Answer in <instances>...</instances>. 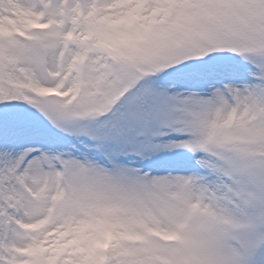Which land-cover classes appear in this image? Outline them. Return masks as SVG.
<instances>
[{"label": "snow or ice", "instance_id": "obj_1", "mask_svg": "<svg viewBox=\"0 0 264 264\" xmlns=\"http://www.w3.org/2000/svg\"><path fill=\"white\" fill-rule=\"evenodd\" d=\"M0 264H264V0H0Z\"/></svg>", "mask_w": 264, "mask_h": 264}]
</instances>
